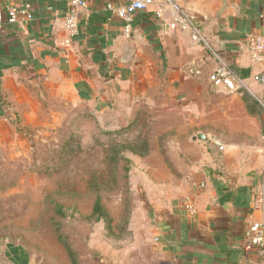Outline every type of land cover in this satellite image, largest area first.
<instances>
[{
	"label": "crops",
	"instance_id": "1",
	"mask_svg": "<svg viewBox=\"0 0 264 264\" xmlns=\"http://www.w3.org/2000/svg\"><path fill=\"white\" fill-rule=\"evenodd\" d=\"M85 1L71 35L63 1L0 0V94L24 111L18 106L38 102L33 86L53 83L58 102L121 108L127 122L145 109L156 125L138 176L151 250L143 264H249L245 234L264 217V204H254V192L264 193V115L209 75L225 65L264 107V84L251 78L264 61L252 62L246 49L248 36L264 38V0H176L201 34L197 45L188 30L160 22L158 12L171 18L165 0L130 12L129 34L109 7L132 0ZM14 3L28 4L32 18L8 22Z\"/></svg>",
	"mask_w": 264,
	"mask_h": 264
},
{
	"label": "rangeland",
	"instance_id": "2",
	"mask_svg": "<svg viewBox=\"0 0 264 264\" xmlns=\"http://www.w3.org/2000/svg\"><path fill=\"white\" fill-rule=\"evenodd\" d=\"M56 87L33 86L38 102L18 112L0 94V264H143L138 176L155 121L58 102ZM251 93L236 92L264 115Z\"/></svg>",
	"mask_w": 264,
	"mask_h": 264
},
{
	"label": "built area",
	"instance_id": "3",
	"mask_svg": "<svg viewBox=\"0 0 264 264\" xmlns=\"http://www.w3.org/2000/svg\"><path fill=\"white\" fill-rule=\"evenodd\" d=\"M63 1L66 4V10L64 14V26L66 30L71 34L77 32V9L86 5L85 0H56ZM172 9L171 18L163 19L162 14L158 12V18L160 22L163 21V26L166 30L184 29L190 32V38L192 44H201L202 37L199 30L192 25L191 17L185 14L176 0H165ZM155 0H132L130 3L120 7H109L112 11L125 21L124 31L129 34L131 30V17L130 12H136L143 10L146 7L153 4ZM7 21L10 23L22 22L23 20H29L32 18L29 5L26 3H14L5 7ZM2 9L0 7V22L2 20ZM246 49L249 58L252 62L264 61V38L262 36H248L246 38ZM189 72L192 74H198L197 68H189ZM251 78L259 83L264 84V73L255 72L251 75ZM211 84L215 87L224 88L229 93H235L240 88L246 87L244 78L237 76L225 65H220L214 69L209 75ZM254 204L256 207L263 206L264 193L262 190H256L254 192ZM186 210L190 215L195 214V208L191 204L185 205ZM244 252L249 264H255L257 259L252 255L257 256L259 261L264 264V217L259 220H254L249 224V227L245 234Z\"/></svg>",
	"mask_w": 264,
	"mask_h": 264
},
{
	"label": "trees",
	"instance_id": "4",
	"mask_svg": "<svg viewBox=\"0 0 264 264\" xmlns=\"http://www.w3.org/2000/svg\"><path fill=\"white\" fill-rule=\"evenodd\" d=\"M3 52V49H2V47H0V54ZM239 92H241V91H244V88H240L239 90H238ZM237 91V92H238ZM1 100V99H0ZM1 107H2V102L0 101V112H1ZM249 111H251V112H259L257 109L256 110H254V108H252V106H251V110H249ZM148 144V143H147ZM148 147V146H147ZM12 249H14V248H12ZM16 250V249H15ZM17 251L18 250H16L15 252L17 253ZM25 256L24 255H19V261L20 262H22L23 264H26V260H25V258H24ZM253 257L255 258V259H257V261L258 262H256L255 264H263L262 263V261H259L258 260V258H257V256H255V255H253Z\"/></svg>",
	"mask_w": 264,
	"mask_h": 264
},
{
	"label": "water",
	"instance_id": "5",
	"mask_svg": "<svg viewBox=\"0 0 264 264\" xmlns=\"http://www.w3.org/2000/svg\"><path fill=\"white\" fill-rule=\"evenodd\" d=\"M196 138H198V139H204L205 138V135L199 133V134L196 135Z\"/></svg>",
	"mask_w": 264,
	"mask_h": 264
}]
</instances>
